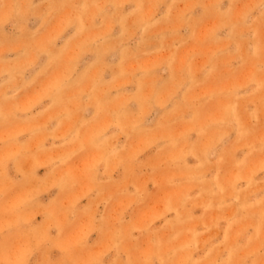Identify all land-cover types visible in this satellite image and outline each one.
<instances>
[{
    "label": "rangeland",
    "instance_id": "rangeland-1",
    "mask_svg": "<svg viewBox=\"0 0 264 264\" xmlns=\"http://www.w3.org/2000/svg\"><path fill=\"white\" fill-rule=\"evenodd\" d=\"M0 264H264V0H0Z\"/></svg>",
    "mask_w": 264,
    "mask_h": 264
}]
</instances>
